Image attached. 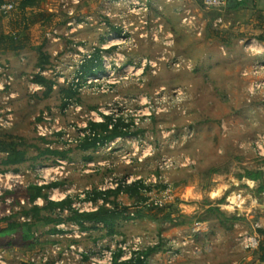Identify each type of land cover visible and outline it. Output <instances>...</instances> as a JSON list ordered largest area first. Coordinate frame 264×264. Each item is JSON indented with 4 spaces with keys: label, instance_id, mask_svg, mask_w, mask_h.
Here are the masks:
<instances>
[{
    "label": "rangeland",
    "instance_id": "1",
    "mask_svg": "<svg viewBox=\"0 0 264 264\" xmlns=\"http://www.w3.org/2000/svg\"><path fill=\"white\" fill-rule=\"evenodd\" d=\"M124 1L42 0L39 8L28 13L45 15L34 25L24 21L16 8L8 13L0 11V37L5 44L14 37L28 44L20 59L25 64L21 69L26 67L23 77L17 79L9 66L0 71L5 78L0 90L2 148L20 145L28 158L19 169H8L1 165L7 155L0 154V264H36L56 243L70 246L75 239L59 240L55 227L43 224L29 230L27 225L33 219L26 213L35 206L28 203L29 188L37 183L62 182L75 204H84L80 201L85 199L84 193L95 185L107 189L125 179L144 182L146 201L133 212L145 218L143 224L135 226L128 221L112 235L106 229L94 228L89 233L86 226H79L78 231L66 226L68 236L81 237L80 232H88L83 243H135L137 239L153 243L160 226L171 224L168 230L178 225L190 228L205 215H200V209L215 203L242 217L251 230L252 224L264 219V156L255 148L259 137H264V90L252 88L254 81L264 82V72L257 76L251 72L263 60L256 46L247 52L249 44H256L251 40L260 34L252 28L248 31L242 10H208L204 0ZM220 18L225 23L233 19L232 24H215ZM107 20L123 28L120 39L114 36L109 40ZM102 35L108 36V45L116 49L109 54L103 49L104 80L87 86L90 77L80 79L78 68L87 54L102 48L101 41L100 45L97 42ZM242 35L246 38L240 44ZM42 54L49 57L42 72L58 83L48 97L44 88L31 85ZM204 57H210L209 65L219 69L199 71ZM144 68L143 74L140 69ZM21 69L14 71L19 74ZM7 77L13 79L11 86L6 84ZM76 78L78 84L74 83ZM59 84L64 86L61 90L79 86L80 98L72 101L76 107L68 108L72 102L64 107L65 95ZM92 113L117 114L129 125L133 120L136 138L100 146L93 154L81 153L79 141H68L77 140L78 132L97 118ZM56 123L62 133L44 138L47 143L42 141L37 126L51 128ZM57 145L70 151L67 162L71 167L62 177L51 171L37 173L63 161L38 158L45 149ZM89 158L92 162L86 160ZM250 173L260 175L254 184L247 182ZM55 177L57 180H52ZM49 191L52 199H61L59 192ZM239 193L245 205L234 211L228 201H236ZM121 204L120 211L128 213L129 207ZM157 220L163 221L161 225ZM57 253L45 256L48 264L60 263ZM45 259L40 264H45Z\"/></svg>",
    "mask_w": 264,
    "mask_h": 264
},
{
    "label": "crops",
    "instance_id": "2",
    "mask_svg": "<svg viewBox=\"0 0 264 264\" xmlns=\"http://www.w3.org/2000/svg\"><path fill=\"white\" fill-rule=\"evenodd\" d=\"M134 0H125L124 2H131ZM238 3H244V5L238 9V10H231V12H238L240 10H242L243 12H245L246 17H247V21H246V25H248V31L250 28H252L253 30H255L256 32H258V34L260 35H255V36H261L262 34H264V22L261 21L259 19L260 17V13L264 14V0H235L232 4H229L231 7H235L238 5ZM231 21H233V19H231ZM227 22L225 23L224 20H222L220 18L217 19L214 23H219L222 22L223 25L227 26V24L231 25L232 22ZM238 25H240L241 23L237 22ZM107 24L111 26V32L108 34V36L111 35H122L124 33L123 28H118L115 27L114 25H112L108 20H107ZM94 32V30H93ZM254 32V33H256ZM82 34L84 33V31L81 32ZM73 33H71L72 35ZM76 35L78 33H75ZM75 34H73L74 36H76ZM243 34V33H242ZM72 35V36H73ZM90 36L89 34L86 35ZM107 36V37H108ZM106 35H102V39L98 42V44L101 41V45L102 48L99 47L98 49H96V51L99 53V63L101 64V67L97 68L95 67L93 69L94 74L93 76H96L98 74H104L105 70H104V66H102V61H101V52L103 51V49H107V53L109 54V52H112L114 49H116V47H111V45H108V41ZM245 36H241L239 41L240 44H243V39L245 40ZM247 41V40H246ZM249 41V40H248ZM248 41L246 44H248ZM251 41H256V44L251 43L248 45V49L247 52H251L250 50H253L252 48L254 46H256L259 50H258V54L260 56V60L264 61V42L259 41L258 39H252ZM82 43V42H81ZM84 44V43H82ZM81 44V45H82ZM80 45V46H81ZM100 45V44H99ZM98 46V45H97ZM249 50V51H248ZM115 51V50H114ZM23 51L18 52V53H14V52H4L2 50H0V71L3 70V67H7L9 66L12 69V73L15 75V77L17 79H20L21 77L24 76L25 71H26V67H24L25 70H23V68L21 69V66H25L24 63L21 62V57L23 56ZM104 52V51H103ZM253 52V51H252ZM106 53V52H105ZM210 57H204L201 62L199 63L200 67H198L199 71L200 70H205V71H209L212 69H219V66H212L209 65V62H212V60L209 59ZM21 59V60H20ZM98 59V58H97ZM223 60H220V65H224ZM24 64V65H22ZM91 66V64L89 65ZM130 68H133L132 66H129ZM203 68V69H202ZM20 70L19 74L18 71H14V70ZM37 71V75L44 71L45 69L40 68L39 63H38V67L35 69ZM21 72V73H20ZM141 73H145V68L144 69H140ZM143 73V74H144ZM45 77L47 80H49L47 78V76H43ZM91 77V76H90ZM4 75L3 73H0V90L3 89V83H4ZM58 83H54L53 85V90L52 93L55 90V85ZM34 88L37 86V88H44V86H41L39 84H36L33 82V84H31ZM215 85H218V82H215ZM74 86V85H73ZM59 88H60V92H62L61 88H64L63 85L59 84ZM68 88H71V85H68ZM46 90V88H44ZM2 92V91H0ZM47 92V90H46ZM52 93L50 95H52ZM46 96V94H45ZM12 100H15L17 97H14V94L11 96ZM48 97V96H46ZM78 97L80 98V92ZM64 101V99H63ZM95 110H97V108H95ZM14 115H12L11 117H13ZM6 117V116H5ZM9 119V117H7ZM112 118L114 121V117L112 115L109 114H104V115H99L97 117V120L94 122V124H106L108 122V119ZM4 119V117H3ZM111 119V120H112ZM117 120H123L125 123L126 122L122 117L118 116ZM134 121L132 120L131 123V129H130V136L128 137H119L116 138L115 140L108 142L107 144H105L104 146L107 145H115L114 143L117 142H121L124 140H129V139H133L136 138V134H134L133 132V128H134ZM111 125V124H110ZM61 145H65V144H61ZM57 145L55 148L50 147L51 150L53 151H57L59 153H61V155L65 156L64 157H56L57 160H63V161H67L70 160L71 158L69 157L70 155V151H66L65 147ZM65 148V149H64ZM98 148L95 149H90L88 151H82L79 148V151L85 155H88L89 153L91 154L92 152L94 153L95 151H97ZM92 153V154H93ZM1 154V153H0ZM90 156V155H89ZM89 160L90 162H92V158L86 159ZM28 162V161H27ZM26 162V163H27ZM24 163V164H26ZM21 164V165H24ZM21 165L15 166V167H11V168H16L19 169V167ZM93 165V164H92ZM46 181V179H43ZM138 181H141L140 179L134 181V182H128L126 179L120 182H117L115 185L111 186L110 188L104 189L102 187H99L98 185H95L94 187L90 189H87L86 192L84 193V197L86 198L88 195L93 194L95 191L97 192H108V191H115L120 184L123 185H132ZM248 184H254L255 181H247ZM60 187L57 189H52L53 193H60L61 194V199L60 200H54L50 197V191H45L44 193L48 195V198L50 201L52 202H63L64 200H66L67 198H71L73 200V204L75 203L76 199H74L73 197L69 196L67 192H64L63 190V185H65L64 183H59ZM47 186V183L44 182L43 186ZM43 186H39V187H43ZM61 188H62V193H61ZM29 198H30V194H29ZM28 198V203L29 205H32L30 203V199ZM81 198V197H79ZM80 201H85V199L80 200ZM87 202H91V201H87ZM112 202H115L117 204V206L113 205ZM124 202L125 204L123 206H127L129 207L128 209V213L123 211H120V207H121V203ZM129 202V204H127ZM132 202L135 203V205L132 206ZM94 204V206L96 207V211L102 207L105 206L109 211H112L115 213V215L119 216L118 219H116L114 221L113 224V229H111V227L109 225H106L104 223H95V222H85L84 226H86L89 230V233L94 232V228H97L96 230L99 229H106L109 232L111 230H113L114 232H117L120 230L121 226L123 223H128V221H130L131 224H135V226L137 225H141L143 224V221H145V218L142 217L140 215V213H133L136 209H139V205L136 201V199H132L130 198L128 195L126 194H120L118 197H111L108 203H104L103 200H97L96 202H92ZM46 200L44 198H38L35 202L34 205L39 207V209H44V207L46 206ZM72 204V205H73ZM142 205V204H140ZM214 208V210H211L210 208ZM226 206H222L220 203H215L213 206H209L207 207V209L203 210L200 209V215L205 214L203 216L202 219L196 221L203 223L206 227V233L202 234L199 238H194L193 234H192V229L193 226L190 228H184L183 226H174V229H170L171 228V224H167L166 227L164 226H160L162 229L161 231L158 232L157 237L153 240V243H144L143 247H142V252L138 255H146V253L148 251H152V253L149 256L143 257L144 258V264H264V262H262L261 257H262V253L260 252V247L262 245H264V236H262L260 234L261 230L255 231L254 230V225L252 224L251 221V226H253L252 230L251 228L249 229L247 224L240 218L242 217H236L238 216L237 214H232L231 211H226ZM65 211H69L68 209H64L63 211L59 212V210H57L56 215L60 216V218L62 219V222L58 225H56V227L54 225H49L48 227H55L56 231L54 232L56 235L58 234H63L65 233L64 231H59L57 229L58 226L66 224L68 227L71 225L77 226L79 228V224H77L76 222H68L67 219L70 217L71 213H65ZM94 211V212H96ZM92 213V212H90ZM213 213H215L216 215L214 216V218H207V215H212ZM41 215L42 216H51V214L45 210L41 211ZM133 216L134 219H126V216ZM201 215V216H202ZM235 216L234 218L232 217ZM125 216V217H123ZM171 220V218H170ZM160 222L162 223V220H157V224H160ZM259 223V222H258ZM260 223L264 224V219H260ZM257 224V223H256ZM161 225V224H160ZM47 227V228H48ZM158 225V228H160ZM54 228V229H55ZM91 228V229H90ZM46 229V227H45ZM111 229V230H110ZM87 230V231H88ZM168 230V231H167ZM82 235V237L77 238V239H73V243L72 244H78V245H82L83 247L87 248V249H93L97 246L98 243H83V241L85 242V240H87L88 232H80ZM244 234H250V235H257L260 238V247L257 250H252V251H246L244 250L241 245H239V236H242ZM183 240H186L187 242L185 243H189L188 245L184 246V242H182ZM238 243V244H237ZM198 247L200 249H202L204 252H202L201 254H195L194 252V247ZM171 251H175L177 253H182V258L179 259V257H177L176 259H174L173 261H169V253Z\"/></svg>",
    "mask_w": 264,
    "mask_h": 264
},
{
    "label": "trees",
    "instance_id": "3",
    "mask_svg": "<svg viewBox=\"0 0 264 264\" xmlns=\"http://www.w3.org/2000/svg\"><path fill=\"white\" fill-rule=\"evenodd\" d=\"M7 4H13L14 9L13 10H19L20 15L23 17L24 21L30 22V24L34 25L38 22L39 18H44V14H31L28 13L30 11H34L35 9L39 8L42 5V0H0V10L4 5ZM244 3H238L237 6L231 7L228 5L227 9L230 10H238L240 9ZM16 8V9H15ZM12 10V11H13ZM259 19L264 22V14L260 13ZM29 24V23H28ZM259 41L264 42V34H262L259 38ZM27 42L26 40L19 39L18 37H14L9 41L7 44H5L4 38L0 37V50L4 52H14L18 53L27 48ZM41 53V52H40ZM99 53L95 51L93 58L91 60L86 61L83 66L81 67V70L79 72V78H87L90 76H93L94 71L93 69L95 67L99 68L101 67V64L99 63ZM41 59L39 61V66L42 69H45L47 65L49 64V57H46V55H41ZM98 58V59H97ZM91 64V66H89ZM34 83L39 84L41 86H44L46 88V96H49L52 93L53 85L54 83L50 80H47L45 77H43L41 74L36 75L35 79L33 80ZM62 93L65 95L64 98V107L69 104V102H72L74 100H78L79 95V86H72L69 89H63ZM112 118L108 119V122L106 124H94L89 123V130L91 133L95 134V137H86L80 144L79 148L82 151H88L90 149L99 148L100 146H104L108 142H111L119 137H128L130 136L131 132V126L127 123H125L123 120H117L116 122L113 121ZM111 124V125H110ZM112 127V129L110 128ZM4 138V137H2ZM47 143L46 140H42ZM4 145V141H0V153L6 154V159L2 161L1 165L3 167H6L10 169L11 167H15L21 164H24L28 161L27 153L26 151H23L20 149V145H9L11 149L5 150L2 148ZM41 157H64L61 155V153L57 151H53L50 148L45 149L43 152L39 154L38 158ZM37 158V159H38ZM17 172V170L15 171ZM260 178V175L256 173H250L248 175V179L251 181H258ZM60 187L59 183H53L47 186L39 187V186H31L29 188V194H30V203L34 205V202L38 198H44L46 200V206L44 209L47 212L51 214V216H42L41 215V209L39 207L34 206L32 210L28 211L30 213H26L27 217H31L33 219L32 223H29L27 226L29 227V230H34L35 228H38L39 225L43 224L44 226L49 225H56L60 224L62 222V219L60 216L55 214L57 213V210L63 211L64 209H68L71 213L70 217L67 219L68 222H76L79 224L83 229H85V222H95V223H104L106 225H109L111 229H113V224L116 219L119 218V216L115 215L114 212L109 211L105 206L100 207L96 212L92 213H79L78 211L73 210L72 204L73 200L71 198H67L63 202H52L49 200L48 195L45 194V191H49L52 189H57ZM144 192H147V188L143 181H138L132 185H123L120 184L119 187L115 191H108V192H97L95 191L93 194L88 195L85 198V201H91L96 202L97 200H103L104 203H108L111 197H118L121 193L128 195L132 199H136L138 205L142 204L146 201L145 196L143 195ZM113 205L117 206L115 202H112ZM126 219H131L130 217H126ZM17 228V226H15ZM110 229V230H111ZM56 229H54V232ZM111 235L114 233L113 230L109 232ZM260 234L264 236V231H261ZM260 252L262 253L261 260L264 262V245L260 247ZM152 253V251H148L146 255H139L136 259L121 263V264H144V260L141 259V257L149 256ZM121 256L120 253L117 254V259Z\"/></svg>",
    "mask_w": 264,
    "mask_h": 264
},
{
    "label": "built area",
    "instance_id": "4",
    "mask_svg": "<svg viewBox=\"0 0 264 264\" xmlns=\"http://www.w3.org/2000/svg\"><path fill=\"white\" fill-rule=\"evenodd\" d=\"M166 1H170V0H166ZM229 4H230V0H204V5L208 10H222V9L227 8ZM13 9H14L13 4H7V5H4L0 11L2 13H8V12L12 11ZM114 36H116V38H119V36H117V35H110L109 40H111V38H113ZM95 51L91 54H87L84 57V59L80 62V67L78 68L79 72H80L83 64L86 61L91 60L93 58ZM251 72H253V74L255 76H257L260 73H263L264 72V61L262 63H258L256 65H254V68L251 70ZM39 74H41L42 76H45L44 72H40ZM103 75L104 74H98L96 76L90 77L88 79V81L86 82L87 86L93 85V84H99V82L101 80H104ZM245 76H247V74H245ZM12 82H13L12 77H7V79H6L7 86H11ZM74 83L78 84L79 78H76V81ZM252 88L256 91L264 90V82L254 81L252 83ZM70 106L76 107L77 105L72 102L68 106V108H70ZM92 114H93V116L95 115L96 117L99 116L96 113H92ZM110 115H112L114 117V122H116L118 115L117 114L116 115L110 114ZM43 120L47 121L48 119L45 118ZM96 120H97V118H95V119L93 118L92 123H94ZM3 123H4V119L2 117V118H0V125L3 126L2 125ZM44 124L37 126L38 135L43 140H44V138L46 139L49 136L62 133L61 128L57 127L59 125V123H56V125H54L51 128L44 126ZM110 128L112 129V127H110ZM78 135L79 136H78L77 140H75V141L69 140L68 142H70V143H72V142L79 143L80 142L81 143L86 137H95L96 136L95 134L91 133V131L89 130V124L85 127V129L78 132ZM255 148L259 151L260 156L263 157L264 156V137H259V139L255 142ZM69 166L71 167L70 162L68 163L67 161L66 162L57 161V165L53 166L51 169L42 168V169H38L36 172L44 175V174H48V171H51L52 174H55V176H57L56 174H58L60 177H62L66 172V168ZM43 179H46V178H43ZM52 180H57V178L52 179ZM37 185L42 186V184H40V183H37ZM233 199H235V198H233ZM81 202H84V201H81ZM228 204L230 205L229 207H232V209L234 211L241 210L242 207L245 205V200H244L243 194L239 193L236 196V201L232 202L229 200ZM72 208H73V210L78 211L79 213H90V212L96 211V207L94 206V204L92 202H84V204H80V203L75 204L74 203L72 205ZM59 212H61V211H59ZM65 213H70V212L65 211ZM66 226H67L66 224H63V225L58 226L57 229L59 231H64V230H67ZM71 227L74 228L75 231H76V229H77V231L79 230V228L77 226L72 225ZM261 229H264V224L259 222V223L254 225L255 231H258ZM206 230L207 229L203 223H200V222L195 223V225L193 226V229H192L193 237L199 238L202 234L206 233ZM74 234H75V232H74ZM81 235H83V234H81ZM57 237L59 238V240H63L66 238H69V239L80 238L79 235L76 236V234H75L73 236L72 235L68 236V234H66V233L65 234H58ZM134 242L135 243H106V241H103V242H100L97 244V246H96L97 248L95 247L93 249H87V248L83 247L82 245H78V244H71L70 246H63L60 243H56L53 246V248H51L50 251L47 250L44 253H42L40 255V257L38 258V260L35 261V263L40 264L41 261H43V259H45L46 255H50V253L56 254L57 252H58L57 253L58 258L61 257L60 263H57V264H121V263H126V262H130V261L136 259L137 257H139L138 254H140L142 252V247H143L144 243H142V241L140 239H137ZM239 243H240L241 247L246 251L257 250L260 247V238L257 235L244 234L239 238ZM188 244L189 243H184V246L188 245ZM121 252H122L121 256L117 259V257H116L117 254L121 253ZM194 252H195V254H201L204 251L195 246ZM169 255H170L169 257L172 259L171 261H173L174 259L179 257L180 254L175 252V251H171L169 253ZM141 259L144 260L143 257H141ZM44 261H46V259ZM44 263L48 264L49 262L46 261Z\"/></svg>",
    "mask_w": 264,
    "mask_h": 264
},
{
    "label": "water",
    "instance_id": "5",
    "mask_svg": "<svg viewBox=\"0 0 264 264\" xmlns=\"http://www.w3.org/2000/svg\"><path fill=\"white\" fill-rule=\"evenodd\" d=\"M235 0H230V4H232Z\"/></svg>",
    "mask_w": 264,
    "mask_h": 264
}]
</instances>
